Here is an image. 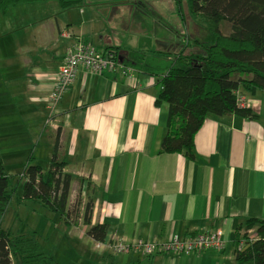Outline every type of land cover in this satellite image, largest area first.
<instances>
[{"label":"crops","instance_id":"1","mask_svg":"<svg viewBox=\"0 0 264 264\" xmlns=\"http://www.w3.org/2000/svg\"><path fill=\"white\" fill-rule=\"evenodd\" d=\"M95 2L102 0L64 9L61 19L30 25L15 40L11 30L3 31L0 25V155L5 166L20 162L18 149L31 147L43 134L38 145L45 140L46 151L52 149L53 154L57 146L67 162L64 171L77 178L71 199L79 192L89 198L92 224H107V236L162 243L174 233L224 232L223 250L152 256L99 251L106 264H244L236 258V230L247 219L264 220V96H247L255 119L234 113L208 116L195 135L194 158L160 152L169 107L156 103V74L127 66L140 64L135 55H141L155 69L167 58L159 52L177 51L184 31L178 18L173 30L150 16L149 27L156 25L157 34L147 33L150 28L142 22L140 34L128 35L121 23L122 6L115 13L106 9L105 22L97 18L101 8ZM77 40L99 52L116 50L119 67L97 73L80 66L57 108L59 129H52L46 126L44 99L54 88L68 47ZM36 47L41 51L32 56ZM7 117L19 120L18 130ZM34 162L40 164L36 157ZM87 228H73L72 233L95 243L85 234Z\"/></svg>","mask_w":264,"mask_h":264},{"label":"trees","instance_id":"2","mask_svg":"<svg viewBox=\"0 0 264 264\" xmlns=\"http://www.w3.org/2000/svg\"><path fill=\"white\" fill-rule=\"evenodd\" d=\"M41 1H56L63 9H71L81 7L85 0H0V13L14 5ZM176 4L181 20L193 23L187 32L181 27L184 36L183 42L178 37V50L159 52L170 58L163 59L156 70L150 69L141 55H135L140 64L127 68L156 74L160 86L156 103L169 107L160 152L194 158L195 135L208 116L234 113L249 119L257 117L251 108L238 106L237 93L255 96L264 92V0H176ZM189 16L192 19L188 20ZM161 21L172 28L166 20ZM145 25L152 27L151 23ZM109 51L119 56L116 50ZM55 147L46 173L40 164L29 163L20 175H10L0 155V264H60L52 252L44 249L38 232L28 229L25 220L17 216L19 229L3 226L19 189L18 201L40 203L70 225L69 199L77 178L64 171L67 162ZM92 209L93 204L87 202L83 213V224L88 225L85 234L95 242L103 241L108 225L92 224ZM252 227L259 238L247 240L236 258L244 264H264V220L247 219L237 228L235 240Z\"/></svg>","mask_w":264,"mask_h":264},{"label":"rangeland","instance_id":"3","mask_svg":"<svg viewBox=\"0 0 264 264\" xmlns=\"http://www.w3.org/2000/svg\"><path fill=\"white\" fill-rule=\"evenodd\" d=\"M88 1L94 2L95 0H86L87 3ZM95 4L101 8V11L97 14V18L105 22L108 19V14L103 15L106 9H108V13L111 9L115 13L117 11L116 8L122 6L124 17L121 19V23L126 25L128 35H132L135 32L140 34L142 32L141 23L143 22L144 25L149 24L148 18L150 16L154 20H166L172 25L173 30L177 28L176 22L178 18V26L187 27L188 30H192V21L184 23L181 20L175 0H122L121 2L120 0H102V2H95ZM59 6L58 2L55 1L39 2V4L31 5H14L7 9L6 14L5 12L0 13V25L5 27L3 31L11 30L9 35H13L12 38L15 40L16 36L19 37L21 34L27 32L30 25L36 26L41 21L47 19H61L60 14L64 9H61V6ZM110 17L111 14L109 15ZM187 19L190 20L192 18L189 16ZM152 30H154V34H157L156 28H150L147 30V33L150 34ZM18 44L22 45L20 38L18 39ZM40 51L41 47L34 48L32 56L38 55ZM258 94L264 96L263 92ZM6 120L12 128L15 130L19 129L20 123L16 117H7ZM42 135L39 134L38 142L42 138ZM38 142L34 140L31 147L25 145L20 147L18 149L21 158L20 162L15 166L7 164L5 166L6 172L11 173L10 171H13L12 173L14 174L12 175L18 176V174L23 172L26 165L35 163L34 157L40 162L43 171L45 173L48 172L53 158V150L49 149L46 151L47 142L45 140L40 145H38ZM20 196L21 189L18 191L17 201H14L9 207V213L3 224L4 227L19 229L20 223L17 219V216H19L20 219L26 221L28 229L38 232L44 249L52 252L60 264H106L97 255L99 250H94L96 242H91L88 238L79 240L77 234L72 233L73 228L82 231L84 227L83 213L85 204L90 202L88 197L81 196L80 192L73 194L72 199L70 197L68 208V222L70 225H66L64 219L59 214L37 202L18 201ZM87 240L88 244L86 245L85 241Z\"/></svg>","mask_w":264,"mask_h":264},{"label":"built area","instance_id":"4","mask_svg":"<svg viewBox=\"0 0 264 264\" xmlns=\"http://www.w3.org/2000/svg\"><path fill=\"white\" fill-rule=\"evenodd\" d=\"M80 66L93 72L102 73L116 70L119 67V61L116 53L114 54L112 51L99 52L92 45L82 40H77L68 47L63 64L56 76L54 88L44 99L49 111L46 125L52 126L54 129L59 127L58 105L65 91L76 79L77 70ZM237 94L238 106L247 108L251 100L245 95ZM223 234L222 230L198 233L192 236H180L174 233L162 243L142 239L128 242L114 236H107L103 241H97L95 248L99 251L109 250L114 254H127L134 251L145 256H152L156 253L196 254L208 249L223 250L226 247ZM258 238L259 235L255 229L248 230L247 235L237 241V251L242 250L247 240L254 241Z\"/></svg>","mask_w":264,"mask_h":264},{"label":"clouds","instance_id":"5","mask_svg":"<svg viewBox=\"0 0 264 264\" xmlns=\"http://www.w3.org/2000/svg\"><path fill=\"white\" fill-rule=\"evenodd\" d=\"M246 97H247V96H246ZM250 229H252V228H250ZM250 229H247V231L242 235V238H244V236L247 235V232H248V230H250ZM242 238H240V239H242ZM238 241H239V240H238ZM236 252H238L237 249H236Z\"/></svg>","mask_w":264,"mask_h":264}]
</instances>
